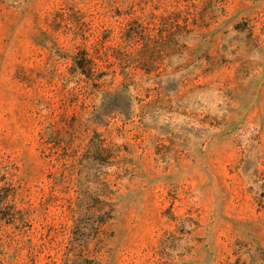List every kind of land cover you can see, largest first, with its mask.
<instances>
[{
	"label": "rangeland",
	"instance_id": "rangeland-1",
	"mask_svg": "<svg viewBox=\"0 0 264 264\" xmlns=\"http://www.w3.org/2000/svg\"><path fill=\"white\" fill-rule=\"evenodd\" d=\"M0 264H264V0H0Z\"/></svg>",
	"mask_w": 264,
	"mask_h": 264
}]
</instances>
